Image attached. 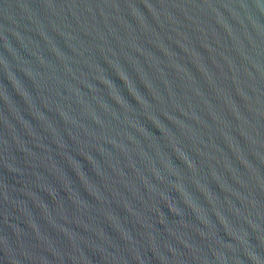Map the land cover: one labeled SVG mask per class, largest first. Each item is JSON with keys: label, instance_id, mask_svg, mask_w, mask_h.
<instances>
[{"label": "water", "instance_id": "water-1", "mask_svg": "<svg viewBox=\"0 0 264 264\" xmlns=\"http://www.w3.org/2000/svg\"><path fill=\"white\" fill-rule=\"evenodd\" d=\"M0 264H264V0H0Z\"/></svg>", "mask_w": 264, "mask_h": 264}]
</instances>
